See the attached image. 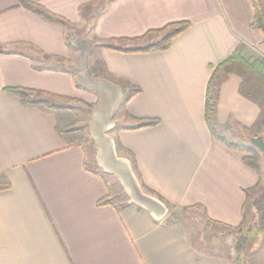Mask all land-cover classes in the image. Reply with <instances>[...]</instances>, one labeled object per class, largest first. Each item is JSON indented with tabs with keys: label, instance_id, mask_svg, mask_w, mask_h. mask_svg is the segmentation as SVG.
I'll return each mask as SVG.
<instances>
[{
	"label": "crops",
	"instance_id": "0c3cea01",
	"mask_svg": "<svg viewBox=\"0 0 264 264\" xmlns=\"http://www.w3.org/2000/svg\"><path fill=\"white\" fill-rule=\"evenodd\" d=\"M29 1L72 28L45 21L17 0H0V176L11 184L0 192V264H232L236 257L228 249L226 256L198 253L181 228L117 201L115 184L89 166L85 145L67 146L57 134L55 114L22 105L5 91L27 89L93 106L98 100L78 86L70 66L78 55L71 42L85 29L80 11L99 0ZM258 3L264 16V0ZM253 18L250 0H109L82 37L93 45L91 76L122 86L125 94L139 90L123 105L130 118L112 119L110 135L133 156L143 188L175 210L201 206L229 227L241 223L244 191L258 177L241 152L211 135L205 96L213 70L237 50L244 60L264 61ZM177 22L190 27L166 51L100 48H143L161 35L147 32ZM121 38L141 39L112 42ZM239 65L233 61L220 76L214 127L227 142L246 146L264 107L252 95L255 76ZM144 119L158 124L134 129ZM230 133L244 144L230 142Z\"/></svg>",
	"mask_w": 264,
	"mask_h": 264
},
{
	"label": "trees",
	"instance_id": "16d2710c",
	"mask_svg": "<svg viewBox=\"0 0 264 264\" xmlns=\"http://www.w3.org/2000/svg\"><path fill=\"white\" fill-rule=\"evenodd\" d=\"M19 6L24 8L25 10L37 15L38 17L44 19L47 22L59 25L63 28L69 29L72 28L70 23L63 17L55 15L49 12L43 6L33 3L29 0H17ZM109 0H99L96 4L85 6L81 9L80 13L82 18L85 20V29L89 30L92 29L95 18L97 17L98 13L101 12L106 3ZM253 8H254V18L251 24V27L257 30L264 39V16L261 11L260 5L258 0H250ZM190 27L189 22H177L171 23L163 27L159 30L149 31L145 35H149L152 33L161 34L159 40L151 43L143 48H136V49H126L121 48L119 46H115L114 44H103L100 48L109 49L112 51L123 52V53H150V52H163L170 48L172 41L177 38L179 35L187 31ZM87 28V29H86ZM145 36V37H146ZM144 37V36H143ZM81 39H83L81 37ZM141 38H136L133 40L128 39H115L112 40L113 43L123 45L129 41H138ZM238 52V50H237ZM235 52V54L231 55L227 60L223 63L219 64L212 72V75L209 79L207 84L206 96H205V105H204V118L207 127L211 135L221 142L222 144L226 145L229 149L239 151L243 154L242 162L245 166L249 167L258 177L257 184L249 189L245 190V201L241 208V216L242 220L239 226L237 227H229L222 223L215 222L209 219L204 209L201 206H192L188 208H183L181 210L182 213H188L190 211H203L201 219L204 229L207 231H215V230H224L229 232L232 237V244L230 246H226V248L230 251V253H234L236 255L243 252L246 245L249 244L253 239L252 237H247V234L251 231H264V190L261 189V185L263 183V176H262V167H261V158L260 154L257 152L255 148L252 146H243L240 144H232L225 140V138L219 134L214 127V119H215V108H216V101H217V91L221 84V77L220 71L227 67L233 61L238 62L240 65L244 66L248 71H250L256 78H258L264 84V61L261 60H244L239 53ZM227 74V72H226ZM7 93L16 96L19 98L22 105L34 107L39 110H43L46 112H51L56 116V132L57 134L65 141L67 146H74V145H84L87 141L88 137L83 127L79 126V116L75 112V110L69 106H63L61 104L54 103L50 101V99L57 100V101H66L65 98L54 96L51 94L43 93V92H35L32 90L21 89V88H8L5 90ZM139 90L138 88H134L131 93H126L124 99L120 104H118V110L120 115L125 117H129L126 111L123 108V105ZM45 96V98H37L35 96ZM68 101V100H67ZM76 101V100H75ZM85 105L88 111L91 110L93 105H88L81 101H76ZM115 110V111H116ZM130 118V117H129ZM138 124L134 129H144L154 127L158 124V120L155 119H144L137 121ZM253 138L262 137L264 135V118L260 119V121L252 128ZM115 146L117 153L120 156H124L129 159L132 169L134 171L135 176L139 181V177L136 172L135 168V160L131 154L126 152L119 143L115 140ZM98 174H102L98 172ZM140 183V182H139ZM141 185V184H140ZM143 188V186L141 185ZM11 188L10 182L7 180L6 177L0 176V192L8 191ZM143 190L159 199L163 202L168 208L171 210L174 209L169 206L164 200H162L156 194L146 190ZM253 192H258V194L254 197H251ZM105 200L100 201L99 204H102ZM174 214H170L168 218H166V223L169 225L177 226L183 230L185 233L186 230L184 227L179 225L177 219ZM190 246L197 251V249L193 246L190 242ZM211 253H214L211 252Z\"/></svg>",
	"mask_w": 264,
	"mask_h": 264
},
{
	"label": "water",
	"instance_id": "95a60500",
	"mask_svg": "<svg viewBox=\"0 0 264 264\" xmlns=\"http://www.w3.org/2000/svg\"><path fill=\"white\" fill-rule=\"evenodd\" d=\"M73 48L78 50L76 63L70 69L76 73L78 86L98 96L89 111L87 123L89 138L95 147L94 164L105 175L116 179L128 198L127 204L147 212L155 221H162L168 214V207L156 197L147 194L134 174L128 158L118 155L115 141L110 135L115 127L112 121L118 104L124 99V88L107 79L93 77L88 71V60L93 45L86 39H74ZM250 144L259 152L264 151L262 137L251 138Z\"/></svg>",
	"mask_w": 264,
	"mask_h": 264
},
{
	"label": "rangeland",
	"instance_id": "374dc122",
	"mask_svg": "<svg viewBox=\"0 0 264 264\" xmlns=\"http://www.w3.org/2000/svg\"><path fill=\"white\" fill-rule=\"evenodd\" d=\"M86 33L87 32L84 29H81V32L80 31L77 32V35H79L78 37L79 39H81L80 37L85 36ZM159 36L161 37V35ZM238 69L245 73L244 71L245 69L242 68L240 65L238 66ZM224 73L225 72L223 69L220 71L219 74L222 77ZM248 74H251V73H249L248 71L247 75ZM251 77L252 78L250 79L258 86V90H257L258 92L254 91L252 92V95L253 97H256L258 100H260V103L264 107V84L261 83L259 80H257L255 77L253 76ZM35 97L45 98V96H37V95ZM50 101H53L54 103H57V104H61L63 106H69L73 108L75 112L78 114V116L80 117L79 126L84 128L87 134V137H88L87 141L84 144L87 149V158H88L87 162L92 169H95L98 172L102 173L94 164L95 147L89 138L88 127H87V123L89 120V117H88L89 111L87 107L76 101H63L65 103H63L62 101L61 103L60 101L53 100V99H50ZM118 115H119V112L118 110H116L113 116V120H115L116 116ZM263 118H264V109H263V113L260 119H263ZM260 119L258 120V122L260 121ZM112 133L113 131H111V135ZM225 137L230 142L244 144V140H241L242 138L237 133L236 134L235 133L225 134ZM262 139L264 142V135L262 136ZM244 145L252 146L250 142L248 141V139L246 140V144ZM257 152L260 154V158H261L262 176H263V181H264V151L259 152L257 150ZM104 176H106L113 184H115L116 194L118 195L117 201L121 203L127 202L128 198L126 197L123 190L117 183L116 179L113 177L107 176V175H104ZM262 189L264 190V188ZM168 209H169V212L167 216L164 218V220L166 221V218H168L170 214H174L179 225H181V227H184V229L186 230L185 235L187 237V240L189 241V243L191 242L193 244V246L197 249L198 253H211L214 251L217 255H220V256H224V255L226 256L228 254L226 246H230L232 244V237L229 232H226L224 230H221V231L205 230L203 223L200 219L201 215L199 211H191V212L184 214L181 212V210H175V209L171 210L170 208ZM248 236L252 237L253 240L249 242L248 245L245 246L242 253L238 255L236 254L233 255L236 258H235V261L232 262V264H264V231L253 230L247 234V237Z\"/></svg>",
	"mask_w": 264,
	"mask_h": 264
}]
</instances>
